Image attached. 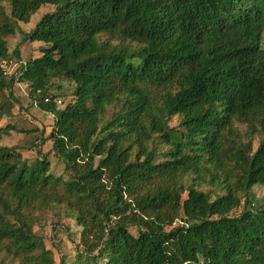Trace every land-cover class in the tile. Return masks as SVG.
<instances>
[{"label": "trees", "instance_id": "obj_1", "mask_svg": "<svg viewBox=\"0 0 264 264\" xmlns=\"http://www.w3.org/2000/svg\"><path fill=\"white\" fill-rule=\"evenodd\" d=\"M263 36L264 0H0V62L18 63L0 69V124L25 86L66 176L0 147V264H56L34 229L60 208L73 264H263ZM27 42L40 56L23 61Z\"/></svg>", "mask_w": 264, "mask_h": 264}, {"label": "rangeland", "instance_id": "obj_2", "mask_svg": "<svg viewBox=\"0 0 264 264\" xmlns=\"http://www.w3.org/2000/svg\"><path fill=\"white\" fill-rule=\"evenodd\" d=\"M52 10L53 8L51 6H43L32 15L28 23L18 24L19 29L16 35L8 41L9 54H12L13 50L19 45L23 34H28L41 17ZM41 45L38 42H27L21 45L19 48L21 60L28 61L39 57V48ZM16 60L15 57L10 59L6 56L4 61L0 62V69L8 75L13 74L18 67ZM58 97L57 106L63 108L71 103V90L62 91ZM14 98L17 99V105L13 111V116L0 124V126L9 127V135L2 138L0 147L16 148L25 159H34L37 156L36 154L41 153L46 156L51 165V174L55 177L62 176L66 178L63 164L52 153L51 142L47 141L41 145L37 139L40 131H44L45 134L48 133L52 117L40 111L35 105L30 107L28 89L25 86L19 85V87L15 88ZM177 123V119L174 118L170 125L176 126ZM12 128H14L13 131H11ZM251 141L252 148L255 149L258 144V139L253 138ZM32 143L36 147L34 151H31ZM252 194L257 205L264 206V186L252 189ZM238 213L239 211L236 212V214ZM65 217L63 208L54 210L52 213L45 214L41 218L39 226L34 229L37 235L44 239L47 248L53 251L56 264L61 259L66 264H73L76 261V244L78 242L80 228L76 226L74 221ZM58 220L59 223L56 224ZM5 264H18V262H11L9 259H6Z\"/></svg>", "mask_w": 264, "mask_h": 264}, {"label": "built area", "instance_id": "obj_3", "mask_svg": "<svg viewBox=\"0 0 264 264\" xmlns=\"http://www.w3.org/2000/svg\"><path fill=\"white\" fill-rule=\"evenodd\" d=\"M264 264V263H263Z\"/></svg>", "mask_w": 264, "mask_h": 264}]
</instances>
